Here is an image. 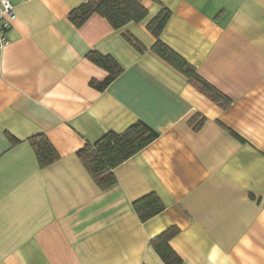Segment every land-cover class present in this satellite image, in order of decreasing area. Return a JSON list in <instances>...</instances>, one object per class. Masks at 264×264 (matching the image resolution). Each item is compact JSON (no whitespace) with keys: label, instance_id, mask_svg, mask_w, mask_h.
Instances as JSON below:
<instances>
[{"label":"crops","instance_id":"1","mask_svg":"<svg viewBox=\"0 0 264 264\" xmlns=\"http://www.w3.org/2000/svg\"><path fill=\"white\" fill-rule=\"evenodd\" d=\"M0 50V264H165L150 241L170 227L182 264H264V0H140L120 29L87 0H9ZM98 1V0H94ZM168 14L155 37L147 25ZM130 34L141 50L130 43ZM161 41L230 100L221 108L152 52ZM110 56L108 73L87 58ZM143 122L158 136L100 189L77 156ZM58 159L40 167L30 138ZM164 209L141 222L132 203Z\"/></svg>","mask_w":264,"mask_h":264},{"label":"trees","instance_id":"2","mask_svg":"<svg viewBox=\"0 0 264 264\" xmlns=\"http://www.w3.org/2000/svg\"><path fill=\"white\" fill-rule=\"evenodd\" d=\"M94 13L104 17L114 29H120L129 22L141 21L146 16L147 11L141 5L140 0H87L71 11L69 19L75 26H80ZM167 18V13L160 12L147 25L148 30L155 37H158ZM125 37L141 50L140 44L130 34H126ZM151 50L181 73L188 82L216 105L221 108L230 105L231 100L226 95L200 77L192 66L161 41H156ZM87 58L108 73L103 82H90V85L98 90L105 89L122 70L110 56L91 52ZM157 136L155 131L138 121L121 133L108 132L94 143L87 142L77 151V156L98 187L106 189L116 182L112 170L150 144ZM29 141L40 167L47 166L58 159L56 150L44 135L34 136ZM132 207L141 222L148 220L164 209L155 194H148L134 201ZM177 232L178 228L170 227L150 241L153 249L165 264H182L181 258L168 244Z\"/></svg>","mask_w":264,"mask_h":264},{"label":"built area","instance_id":"3","mask_svg":"<svg viewBox=\"0 0 264 264\" xmlns=\"http://www.w3.org/2000/svg\"><path fill=\"white\" fill-rule=\"evenodd\" d=\"M14 19L12 4L9 0H0V50L7 44L6 31Z\"/></svg>","mask_w":264,"mask_h":264}]
</instances>
